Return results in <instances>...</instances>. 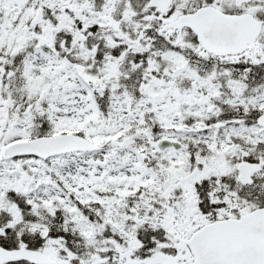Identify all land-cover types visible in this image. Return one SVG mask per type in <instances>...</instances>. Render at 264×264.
<instances>
[{
  "label": "snow or ice",
  "instance_id": "6c2138e0",
  "mask_svg": "<svg viewBox=\"0 0 264 264\" xmlns=\"http://www.w3.org/2000/svg\"><path fill=\"white\" fill-rule=\"evenodd\" d=\"M0 264H264V0H0Z\"/></svg>",
  "mask_w": 264,
  "mask_h": 264
}]
</instances>
